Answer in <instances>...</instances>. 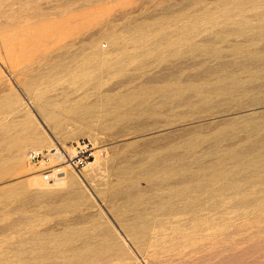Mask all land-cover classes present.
<instances>
[{
	"label": "rangeland",
	"instance_id": "rangeland-1",
	"mask_svg": "<svg viewBox=\"0 0 264 264\" xmlns=\"http://www.w3.org/2000/svg\"><path fill=\"white\" fill-rule=\"evenodd\" d=\"M0 264H264V0H0Z\"/></svg>",
	"mask_w": 264,
	"mask_h": 264
},
{
	"label": "built area",
	"instance_id": "built-area-1",
	"mask_svg": "<svg viewBox=\"0 0 264 264\" xmlns=\"http://www.w3.org/2000/svg\"><path fill=\"white\" fill-rule=\"evenodd\" d=\"M75 150V154L73 156H69L65 151H62L60 154V158L69 165L73 169H80L81 167L85 166L87 161L90 158V147L89 144L85 141H79L73 147ZM66 154V156L64 155ZM28 157L31 162L36 163L43 159H48V155H44L42 151H30Z\"/></svg>",
	"mask_w": 264,
	"mask_h": 264
},
{
	"label": "bare ground",
	"instance_id": "bare-ground-1",
	"mask_svg": "<svg viewBox=\"0 0 264 264\" xmlns=\"http://www.w3.org/2000/svg\"><path fill=\"white\" fill-rule=\"evenodd\" d=\"M259 60H260V59H259ZM257 61H258V60H257ZM257 63H258V62H257ZM257 63H256V64H257ZM259 64H260V63H259ZM247 66H248V65H247ZM248 68H249V67H248ZM254 69H255V68H254ZM257 69H258V68H257ZM257 69H256V70H257ZM233 88H234V87H233ZM211 89H212V88H211ZM216 91H217V90H216ZM253 128H254V127H253ZM261 129H262V128H261ZM251 144H252V143H251ZM252 145H253V144H252ZM256 145H257V144H256ZM244 147H245V146H244ZM247 148H249V147H247ZM256 149H257V148H256ZM69 151H70V150H69ZM98 152H99V151H98ZM98 152H97V154H98ZM55 154H56V153H54V155H55ZM69 154H70V153H69ZM69 154H68V155H69ZM100 154H101V153H100ZM64 155L66 156V154H64ZM55 156H56V155H55ZM95 156H96V155H95ZM97 157H98V156H97ZM55 158H56V157H55ZM56 159H57V158H56ZM92 163H93V162H92ZM92 163H91V164H92ZM88 165H89V164H88ZM94 165H95V164H94ZM96 165H97V164H96ZM91 166H92V165H91ZM80 175H81V174H80ZM191 175H192V174H191ZM192 176H194V175H192ZM65 177H66V175H62V176L57 177V179L60 180V179H64ZM82 177H83V176H82ZM185 178H186V177H185ZM192 178H193V177H192ZM182 179H183V178H182ZM189 179H190V178H189Z\"/></svg>",
	"mask_w": 264,
	"mask_h": 264
}]
</instances>
